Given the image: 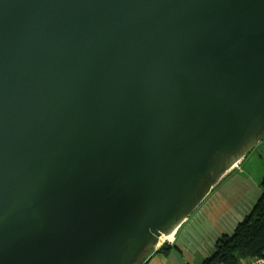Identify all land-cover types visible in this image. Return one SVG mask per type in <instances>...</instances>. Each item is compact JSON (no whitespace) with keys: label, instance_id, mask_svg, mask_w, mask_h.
I'll use <instances>...</instances> for the list:
<instances>
[{"label":"water","instance_id":"obj_1","mask_svg":"<svg viewBox=\"0 0 264 264\" xmlns=\"http://www.w3.org/2000/svg\"><path fill=\"white\" fill-rule=\"evenodd\" d=\"M264 134V0H0V264H136Z\"/></svg>","mask_w":264,"mask_h":264},{"label":"crops","instance_id":"obj_2","mask_svg":"<svg viewBox=\"0 0 264 264\" xmlns=\"http://www.w3.org/2000/svg\"><path fill=\"white\" fill-rule=\"evenodd\" d=\"M258 150H261L263 160L264 138L251 154ZM251 154L234 171L231 170L229 173H233L219 186H215L207 200L179 228L169 250L152 252L145 259L146 264H202L215 253L218 240L233 233L260 198L264 163L254 177L252 170L248 169L252 162Z\"/></svg>","mask_w":264,"mask_h":264},{"label":"trees","instance_id":"obj_3","mask_svg":"<svg viewBox=\"0 0 264 264\" xmlns=\"http://www.w3.org/2000/svg\"><path fill=\"white\" fill-rule=\"evenodd\" d=\"M260 186L261 195L253 211L237 224L233 233L218 240L215 253L202 264H240L264 257V177Z\"/></svg>","mask_w":264,"mask_h":264},{"label":"rangeland","instance_id":"obj_4","mask_svg":"<svg viewBox=\"0 0 264 264\" xmlns=\"http://www.w3.org/2000/svg\"><path fill=\"white\" fill-rule=\"evenodd\" d=\"M261 138H264V134H263V136L261 137ZM262 152H261V150H258V152H256L255 154H251V156L250 157H252L251 158V160H252V162H251V164H250V167L248 168V169H250V170H252V173H253V175H254V177L255 176H257L258 175V173L260 172V170H262V165H263V163H264V159L263 160H261V156H260V154H261ZM262 157L264 158V154L262 155ZM237 170V169H236ZM234 171V170H233ZM233 171H232V173H233ZM232 173H229V174H226V175H223L220 179H219V181H218V183H217V186H219L229 175H231ZM216 186V187H217ZM245 204V203H244ZM172 244V239L171 240H166L165 242H163L161 245H155V246H152V247H149L145 252H144V254L141 256V258H140V260L136 263V264H146V262H145V259L148 257V256H150V254L152 253V252H162L161 251V249L163 248V247H168L169 248V246H172L171 245ZM204 262V261H203ZM202 262V263H203Z\"/></svg>","mask_w":264,"mask_h":264},{"label":"built area","instance_id":"obj_5","mask_svg":"<svg viewBox=\"0 0 264 264\" xmlns=\"http://www.w3.org/2000/svg\"><path fill=\"white\" fill-rule=\"evenodd\" d=\"M165 241L166 240H162V241L160 240L157 245L159 246ZM240 264H264V257H256V258H253L249 261H243Z\"/></svg>","mask_w":264,"mask_h":264},{"label":"bare ground","instance_id":"obj_6","mask_svg":"<svg viewBox=\"0 0 264 264\" xmlns=\"http://www.w3.org/2000/svg\"><path fill=\"white\" fill-rule=\"evenodd\" d=\"M173 237H174V235H171V236H168V237H162V239H161V241L162 240H171V239H173Z\"/></svg>","mask_w":264,"mask_h":264}]
</instances>
